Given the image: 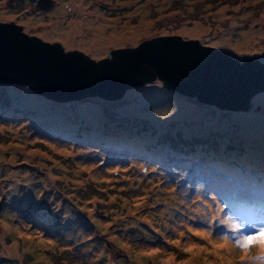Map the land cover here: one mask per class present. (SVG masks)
Listing matches in <instances>:
<instances>
[{"label":"rangeland","instance_id":"374dc122","mask_svg":"<svg viewBox=\"0 0 264 264\" xmlns=\"http://www.w3.org/2000/svg\"><path fill=\"white\" fill-rule=\"evenodd\" d=\"M52 5L0 0V21L96 60L180 35L264 62V0ZM234 202L259 206L253 223ZM233 223L264 226V92L234 111L160 80L115 101L58 102L0 84V264H264V246L239 247Z\"/></svg>","mask_w":264,"mask_h":264},{"label":"water","instance_id":"95a60500","mask_svg":"<svg viewBox=\"0 0 264 264\" xmlns=\"http://www.w3.org/2000/svg\"><path fill=\"white\" fill-rule=\"evenodd\" d=\"M28 1L43 9L53 7L52 0ZM156 80L205 104L250 111L254 96L264 92V62H241L220 48L180 35L116 48L96 60L30 35L16 22L0 21V84L26 86L58 102L87 97L115 101L127 90Z\"/></svg>","mask_w":264,"mask_h":264},{"label":"snow or ice","instance_id":"6c2138e0","mask_svg":"<svg viewBox=\"0 0 264 264\" xmlns=\"http://www.w3.org/2000/svg\"><path fill=\"white\" fill-rule=\"evenodd\" d=\"M252 231L246 233L238 223H233L231 226L232 232L235 234V243L244 249H248L253 242H259L264 246V226L257 228L255 225L251 226ZM223 239L227 240L225 236Z\"/></svg>","mask_w":264,"mask_h":264},{"label":"trees","instance_id":"16d2710c","mask_svg":"<svg viewBox=\"0 0 264 264\" xmlns=\"http://www.w3.org/2000/svg\"><path fill=\"white\" fill-rule=\"evenodd\" d=\"M112 139H115V138H112ZM111 139V141H103V139H101V138H96V139H92L91 140V142L90 143H93V142H95V141H101V142H103V143H107L108 142V145L109 144H121V145H124V142L123 143H118V142H121V141H124V139H122V138H120L121 140H118V138H116L115 140H112ZM192 145V143H190V142H185V146L188 148L187 150H183V149H180V148H177L176 146H175V144H173V148L171 149L172 151H174V152H176L178 149H180V152H182V154L183 155H185V152L187 153V152H191L193 149H191L190 148V146ZM174 152H172L171 154H168V155H163V156H165V158H166V160H173L175 157H174V155H175V153ZM102 153V152H101ZM213 166H215V165H213ZM241 166V168L245 171L247 168H246V166H245V164H242V165H240ZM196 167H197V165H196ZM207 167H205L204 169L205 170H207L206 169ZM209 172H211V173H213L214 174V169H213V167H209ZM209 181V179L207 180V182ZM233 205H235V207L236 208H238L239 210H240V212L244 215V217H246V218H248L249 220H252V218H253V215L251 214V211L252 212H254L255 211V209L254 208H259V206L258 205H251V206H253V207H248V208H246L245 206H242V205H240V204H235V202H234V204H232V206H231V208L232 209H234L233 208ZM243 219H245V218H243Z\"/></svg>","mask_w":264,"mask_h":264},{"label":"bare ground","instance_id":"6f19581e","mask_svg":"<svg viewBox=\"0 0 264 264\" xmlns=\"http://www.w3.org/2000/svg\"><path fill=\"white\" fill-rule=\"evenodd\" d=\"M117 38V41L121 40V37H116Z\"/></svg>","mask_w":264,"mask_h":264}]
</instances>
